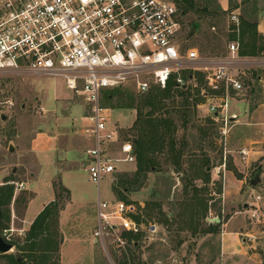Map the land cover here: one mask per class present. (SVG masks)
Segmentation results:
<instances>
[{
  "label": "rangeland",
  "instance_id": "obj_1",
  "mask_svg": "<svg viewBox=\"0 0 264 264\" xmlns=\"http://www.w3.org/2000/svg\"><path fill=\"white\" fill-rule=\"evenodd\" d=\"M253 1L229 0V7L231 2L236 4L234 10L241 18L260 23L264 0H258L257 11H252ZM218 3L212 0L211 7L216 8ZM181 20L184 47H197L208 56L227 51L231 34L228 12L209 15L201 9L190 10L181 15ZM247 73L251 88L244 94H234L230 111L238 118L226 138L220 132V123L208 114L200 94L202 76H198L197 84L195 80L189 84L188 105L187 95L177 90L166 99L163 112L174 119L176 145L183 148L181 169L169 160V153L159 152L155 154L158 170H150L140 185H129L125 179H132L137 165L122 164V173L131 174H120L113 183L104 180L100 193L104 200L125 195L137 214L147 202L160 200L172 224H164L156 209L151 217L145 209L143 223L147 229L136 242L138 248L133 249L132 242L126 248L111 245L110 239L107 246L97 242L94 264H121L124 253L131 259L140 258L143 264H264V68ZM41 106L45 112L40 111ZM87 110L84 95L69 89L64 79L0 73V183L15 184L11 203L3 207L1 228L14 224L11 217L18 207L15 199L22 206L33 194V208L55 199L64 208L71 202L66 222L75 218L72 212L76 209L81 210V218H95L99 187L84 167L82 139H90L80 131ZM110 114L125 138L137 134L133 127L136 109L113 108ZM257 168L262 169L261 181L253 185ZM22 181H28V188L17 189ZM196 197L205 199V208L197 204ZM81 223L79 228L84 231ZM204 228L210 230L203 232ZM58 229L61 233L59 223ZM89 232L93 240L94 231ZM12 239L18 251L25 245L26 235L15 231ZM11 253L0 252V264H11L4 255Z\"/></svg>",
  "mask_w": 264,
  "mask_h": 264
},
{
  "label": "built area",
  "instance_id": "obj_2",
  "mask_svg": "<svg viewBox=\"0 0 264 264\" xmlns=\"http://www.w3.org/2000/svg\"><path fill=\"white\" fill-rule=\"evenodd\" d=\"M240 24V15L230 11L228 25L237 36L229 39L226 52L208 56L184 47L181 13L173 0H0V73L61 78L88 102L80 131L91 142L84 167L99 187L94 235L103 246L110 239L126 248V233L147 229L135 218L134 204L101 197L104 180L115 182L125 170L122 164L137 165L134 142L122 135L112 121L113 108L103 103L105 91L127 87L143 94L154 86L165 88L169 80L187 89L202 76L200 94L226 138L238 118L230 111L234 94L251 88L249 70L264 68V52H241ZM258 34L264 41V19ZM15 231L10 225L1 234L11 242Z\"/></svg>",
  "mask_w": 264,
  "mask_h": 264
},
{
  "label": "trees",
  "instance_id": "obj_3",
  "mask_svg": "<svg viewBox=\"0 0 264 264\" xmlns=\"http://www.w3.org/2000/svg\"><path fill=\"white\" fill-rule=\"evenodd\" d=\"M173 1L177 3L181 15L190 10L199 9L209 15H222L227 12L229 13L234 10V8H238V6L232 2L230 3L228 10H225L219 3L218 6L213 9L211 7L212 0ZM258 4V0L253 1L252 11H257ZM258 25L259 23L257 21L241 18L239 37L241 52L243 54L257 55L264 52V41L258 34ZM232 28L234 29L233 25L230 26V29ZM236 36L237 33L231 31L229 39L236 38ZM176 90L181 94L187 95L185 98V104L188 105V103H190L189 96L191 95L190 88L186 89L179 87L174 80H169L165 88L154 86L149 92L143 94L127 87L108 89L104 93V105L111 108H134L137 111V116L133 124V127L137 130V134L131 136L128 135L127 137L134 141L137 152V167L132 172V179L125 178L129 185H140L142 181L148 178V172L150 170H158V161L155 158L156 153L166 151L169 153V160H171L178 169H181L182 167L183 148L177 147L174 138L176 123L168 112H163L166 108V99L170 98ZM187 115L188 114L184 113L185 117H187ZM124 173L131 174V172ZM124 173L117 174L116 180H118L120 174ZM6 181H14V179H7ZM188 187L189 185L187 184L185 188L188 189ZM14 190V183L9 182L0 186L2 218L5 216L3 207L11 203L14 196ZM192 190L200 192V189L196 187H192ZM120 199L127 202L131 201L125 195H121ZM196 202L201 208H205L206 201L203 197H196ZM162 207L163 203L158 200L147 202L145 209L148 211L149 217L152 216L153 211L156 209L161 215L160 219L162 222L171 225L170 218L167 217L168 215L162 210ZM63 208L64 207H59L56 199L44 207L25 234V245L19 246L18 248L23 259L19 261L14 253L4 254L9 257L11 264H60V255L58 254L60 252L62 235L58 229V215ZM144 210L141 214L135 215V218L138 221L143 222L146 219ZM53 226L55 227L53 228ZM1 229H3V226ZM209 230L210 229L204 228L203 232ZM140 235L141 234L132 235L131 233H126V236L129 237V241L132 242L133 249L138 248L136 242ZM179 242L181 243V240ZM11 243L14 246L17 245L16 241H11ZM24 252H27L28 255H25ZM120 263L143 264L140 258L137 260L134 258L131 259L130 256H127L125 253L122 256V259H120Z\"/></svg>",
  "mask_w": 264,
  "mask_h": 264
},
{
  "label": "crops",
  "instance_id": "obj_4",
  "mask_svg": "<svg viewBox=\"0 0 264 264\" xmlns=\"http://www.w3.org/2000/svg\"><path fill=\"white\" fill-rule=\"evenodd\" d=\"M218 1L225 10H228L229 0ZM90 144L91 142L89 140L82 139V146L84 147L83 152L85 155L86 149ZM247 153L249 152L247 151ZM245 157H249L248 154L247 156L245 155ZM22 182L24 183V188H28V181ZM35 197L36 196L34 194L31 196L28 195V199L22 202V206H20V200L15 199V203L18 204V207H14L11 219L14 222L13 226L15 227V230L20 234L27 233L37 215L50 202L48 201L47 203H41L38 207L33 208V201ZM71 206L72 203L69 202V204L65 208L61 209L59 213V225L61 234H63V239L60 245L61 264H94L93 262L96 259L95 244L97 243V240L96 238H93V240L89 239V231H95L98 226V212L96 213L94 219H88L86 215H83V218H81V210L76 209L72 212L75 214V218H71L68 222H66L68 216L70 215L68 214V211ZM16 221L19 223L18 226H15ZM64 221L66 222V225L64 224ZM74 222L79 223L74 224ZM80 222L83 223V227L85 229L84 231L79 228ZM70 223H72V225L74 224L75 226L69 227Z\"/></svg>",
  "mask_w": 264,
  "mask_h": 264
},
{
  "label": "water",
  "instance_id": "obj_5",
  "mask_svg": "<svg viewBox=\"0 0 264 264\" xmlns=\"http://www.w3.org/2000/svg\"><path fill=\"white\" fill-rule=\"evenodd\" d=\"M261 16V20L264 19V10L260 13ZM195 30V28H193V31ZM4 117V116H2ZM10 150H14V146L10 145ZM261 172L262 169L261 168H257L254 172H253V178L251 180L253 185H257L260 181H261ZM220 221V220H219ZM1 222H2V206L0 203V252L1 253H9V252H13L17 259L20 261L23 259V257L20 255V253L18 251H15L14 249V245L10 242L7 241L1 234Z\"/></svg>",
  "mask_w": 264,
  "mask_h": 264
}]
</instances>
